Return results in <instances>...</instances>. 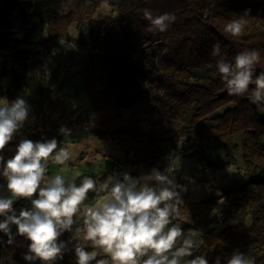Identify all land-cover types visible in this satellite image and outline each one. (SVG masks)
<instances>
[{"label": "trees", "instance_id": "16d2710c", "mask_svg": "<svg viewBox=\"0 0 264 264\" xmlns=\"http://www.w3.org/2000/svg\"><path fill=\"white\" fill-rule=\"evenodd\" d=\"M86 4L87 0H0V31L10 28L12 11L20 9L22 13L17 31L9 38H0V51H8L13 63L11 67L0 68V82L4 78L8 80L5 89L0 85V98L8 102L23 98L29 106L24 126L0 155L5 160L11 158L21 139L50 140L61 127L85 128L99 139L109 137L116 141L126 154L130 176L137 177L140 169L146 172L154 168L162 170L158 164L162 147L165 143L171 144L177 134L171 126L188 117L187 124L177 132L192 133V146L196 149L191 155L203 151L211 138L207 136L209 133L225 150L229 159L226 165L233 164V152L241 150L247 172L239 187L227 191L220 208L222 220L217 219L218 213L211 215L219 206L216 193L221 190L214 178L199 181L210 191L207 198L192 202L184 197L180 216L174 223L189 216L192 225L181 226L185 235L189 230H196L202 233L203 240L188 259L203 254L208 264H214L216 257L221 258L220 264H226L227 258L238 250L255 258L256 264H264V117L259 113L264 105L251 103L254 85H250L249 92L243 96H229L216 69L220 57L211 54L216 41L221 42L222 53H226L229 62L238 52L255 49L260 52L256 74L264 71V0H115L120 14L118 19L111 15L86 16ZM146 8L153 16L169 12L177 17L190 11L194 16L178 25L172 23L166 32L149 33L145 30L149 22L143 15ZM246 10L243 35L234 38L225 33V24ZM84 22L90 28L95 61L100 66L98 76L93 77L90 57L84 70V88L96 120L95 127L90 117L81 115L65 124L56 122V116L72 113L75 107L63 94L62 81L53 88L45 87L38 76L30 73L29 64L31 51L28 47L43 45L48 51L57 48V42L67 41L72 23L82 25ZM138 41H149V52L137 49L134 43ZM208 68H212L214 76L208 84L193 82L196 72ZM146 96L155 100L152 115L160 109L167 115L148 118V129L134 112L127 119L121 113L123 109L132 110ZM231 103L234 104L232 108L227 107L221 115L208 118ZM210 166L214 171L221 168ZM83 176L75 179L77 184ZM176 183L185 186L195 182L187 179ZM6 184L0 176V187ZM96 195L89 193L85 204L92 203ZM30 208L28 200L13 202L17 214L21 209ZM219 222L223 224L221 229L215 226ZM16 231L12 225L15 239L11 245L7 243L8 237L0 232V264H41L39 260L23 259L30 242ZM70 240V232H64L59 238L66 243ZM85 250L92 249L86 247ZM55 264H76L74 249L64 251L63 258Z\"/></svg>", "mask_w": 264, "mask_h": 264}, {"label": "clouds", "instance_id": "9594fccd", "mask_svg": "<svg viewBox=\"0 0 264 264\" xmlns=\"http://www.w3.org/2000/svg\"><path fill=\"white\" fill-rule=\"evenodd\" d=\"M143 15L149 22V33L166 32L175 22L173 13L153 16L150 9ZM248 15L246 10L236 19L229 20L224 32L232 37L244 33ZM144 42V47L148 44ZM213 56H219L216 69L225 84L229 96H243L251 89V103L264 105V71L256 74L260 61L258 50L244 49L232 62L222 53L220 41L212 46ZM29 117V106L23 98L12 102L0 99V153L13 141ZM62 135L70 131L61 127ZM73 153L69 146H61L55 138L33 142L21 139L14 155L5 160L0 155V176L6 181L8 196L0 195V232L14 242L11 226L16 234L29 241L28 262L39 260L41 264H55L62 259L67 243L59 241L64 232L72 233L76 264H208L205 255L192 259L195 249L202 243V233L181 228L174 223L180 216L183 201L180 193L186 191L171 173L152 169L148 174L132 177L128 173L109 175L98 186L97 179L83 176L79 184L66 179L68 161ZM63 166L54 175H48L49 164ZM80 175L79 173L77 174ZM89 193H96L90 204H85ZM36 198H33V197ZM28 200L30 209H13L16 200ZM182 222L191 221L185 218ZM74 225H78L73 228ZM91 247V251H86ZM98 257H101L98 259ZM216 257L214 264H220ZM226 264H256L255 258L238 250L227 258Z\"/></svg>", "mask_w": 264, "mask_h": 264}, {"label": "rangeland", "instance_id": "374dc122", "mask_svg": "<svg viewBox=\"0 0 264 264\" xmlns=\"http://www.w3.org/2000/svg\"><path fill=\"white\" fill-rule=\"evenodd\" d=\"M107 6H104L102 2L104 0H87L86 4V10L85 15L86 16H93V18L102 17L106 15H111L113 18L118 19L120 18V14L117 10V7L114 5L115 0H106ZM22 13L20 9L17 11L14 10L11 13L10 19H12L10 28L6 31H0V38H9L11 37L16 31L15 23L19 22L21 19ZM194 12L190 11L183 15H178L175 20V25H178L179 23L183 22L185 19L189 17H193ZM74 26V33L71 34L70 28ZM19 29V28H18ZM145 41H138L134 43V46L141 50L146 49L148 52L151 49L150 42L144 47ZM28 49L31 51V57H30V73L32 75H36L40 78L41 83L48 88H53L56 83L63 82V93L64 90L68 94L70 98H72L73 103L75 104L74 111L72 113H68L62 116H56V122L58 123H68L73 117L75 118L77 115H81V117H93L92 114H90V104L88 102V98L85 92V81H86V75H85V67L88 63V61L91 58V64H92V71L91 75L93 77H97L100 66L95 61V47L93 44V39L91 38V31L90 28L87 25V22H84L82 25L74 24L72 23L68 28V38L65 42H57V48L46 50L43 45H37L35 47H28ZM12 61L9 57L8 51H0V68L2 66L11 67ZM57 73V75H56ZM213 70L212 68H208L203 71L196 72V74L193 77V82H198L200 84H208L209 81L213 78ZM7 78H4L1 80L0 85L3 89H5L7 85ZM0 99H5L4 97ZM252 97L250 98L251 101ZM155 104L154 97H148L142 99V101L138 104L136 109V115L143 120L142 125L146 127V129L149 127V124L146 122L148 118L158 119L159 117H167L166 111L160 109L155 114H151V110ZM234 106L233 103L227 105L226 107L219 109L217 115H221L223 111L229 107L232 108ZM260 115L264 117V109L259 111ZM188 118V117H187ZM91 119V118H90ZM93 119V118H92ZM188 121L185 119H181L178 122L173 123L171 126V129L176 132L177 134L174 135L175 138L180 134L183 135L182 138H180V141H183L184 145V153H190L191 147L188 144V140L192 138V133L188 132V134H191V137L187 140L186 137H188V134L185 135L184 133L177 132L180 130L181 127L185 126ZM93 126L95 124H92ZM67 130H77L74 128H65ZM88 130V129H87ZM91 134V140L88 141L86 138H82V141L84 143L90 144L87 147L94 148L96 141H106V140H112L109 137H105L104 139H99L96 136L93 135V133L88 130ZM57 132V131H56ZM71 132V131H70ZM73 133V132H71ZM207 134V133H206ZM209 134V133H208ZM181 135V136H182ZM55 137V136H54ZM95 139V140H94ZM179 140V139H178ZM100 143H103L101 142ZM186 141V142H185ZM172 142V143H173ZM174 142V143H175ZM171 143V144H172ZM237 143H239V140H237ZM93 144V145H92ZM116 144H118L116 142ZM72 146H76V144H71ZM119 145V144H118ZM182 144H180L181 146ZM120 146V145H119ZM186 146H189L188 148ZM121 147V146H120ZM87 149H85L86 151ZM111 151L114 152V149H111ZM177 151L178 148L174 146V165H180L183 163H188L190 160H183L184 158L177 159ZM111 153L107 155L108 157H111ZM126 156V154H125ZM233 158L234 163L231 165H226L229 161L227 158L226 152L223 148H221L217 141L210 138L208 142L205 143V150H204V160L205 161H211L216 163L218 167H221L220 169H231L230 172H234V174H239L240 171L243 169L245 170L244 163L242 160V152L241 150L233 152ZM105 160V158H104ZM193 163V161H192ZM50 165V171L52 173L56 172V169L53 164ZM246 172V171H245ZM203 172H200V174ZM54 175V174H53ZM99 185V183H98ZM222 197V196H219ZM221 210L219 209L217 214V219L222 220L223 216L221 215ZM212 215V214H211ZM247 224H250L249 221H247ZM223 224L220 225V222L215 225L216 228H220ZM188 235V234H187ZM92 264V263H91Z\"/></svg>", "mask_w": 264, "mask_h": 264}, {"label": "crops", "instance_id": "0c3cea01", "mask_svg": "<svg viewBox=\"0 0 264 264\" xmlns=\"http://www.w3.org/2000/svg\"><path fill=\"white\" fill-rule=\"evenodd\" d=\"M77 24V23H74ZM74 105L72 98L68 96L66 91L64 90L63 93ZM137 105L132 110H127L123 109L121 111L124 119H127L132 112L136 113ZM224 112V111H223ZM92 114V111L90 112ZM218 112L210 115L208 118L217 116ZM93 116V115H92ZM91 123L95 124L94 127L96 126V120L94 117H90ZM93 118V119H92ZM57 119V118H56ZM74 117L71 119L73 120ZM183 119L189 120L187 117H184ZM187 124V123H186ZM145 129L146 127L143 126ZM182 128V127H181ZM148 129V128H147ZM70 135H62L60 133V130L54 133L55 139L57 140L58 144L61 146H69L73 156L72 159L68 161V166H67V172L65 173L66 179H77L80 176L87 175V176H92L93 178L97 179L98 183L101 179H105L109 175H118L121 173H128L129 175L131 174V170L127 167L126 165V156L125 152L122 147H120L118 144H116V141L113 140H106V141H101L103 143H100V141H96V144L94 148L87 147L90 144L84 143L82 141V138H86L88 141L91 140L90 137V132L85 129V128H78L77 130H70ZM185 132V131H184ZM181 131L180 133H184ZM189 131H186L184 134L187 135ZM179 133V134H180ZM180 134L178 135L175 140L176 142L171 144L172 150H173V157H174V146L178 148L177 151V159H180L181 157L184 158L183 160H190L188 163H183L180 165H174V158L172 159V162L167 164L163 163L161 160L158 162V164L162 167L161 172H164L167 168L170 166V171L171 169H175L171 175L175 177V181L177 180H187L191 179L194 181V184H187L185 185L186 191L180 193L181 199L183 201L184 197H188L192 202H199L208 196H210V191L207 187L203 186L200 184V180L203 178H214L217 183L221 185V190H218L216 193V196L219 198V206L216 211L212 213V215H215L218 213L219 209L222 206V201L223 199L227 196V191H230L234 188L239 187L243 181L244 178L247 176V172L245 170H241L239 174H234V172H230L229 170L231 169H219L217 171H214L210 164L217 165L214 162L211 161H205L204 160V149L201 153H196L195 155H191L195 151V147L192 146V138L191 134H188V137L186 139L188 140V144L191 147L190 153H184V145L183 141H180V138L183 137V135ZM207 136L211 137L212 139L215 140L214 136L211 134H207ZM184 138V137H183ZM179 139V140H178ZM95 140V139H94ZM216 141V140H215ZM186 142V141H185ZM71 144H76V146H72ZM180 144H182L180 146ZM93 145V144H92ZM189 146H186L187 148ZM85 149H87L85 151ZM111 149H114V152L111 151ZM111 157L115 158L113 162H106L104 158L108 157L109 153H111ZM193 161V163H192ZM202 165L207 166L210 171L208 173L204 172L203 169H200ZM49 167V172L48 175H53L56 174L59 169L63 166H58L54 165L56 172L52 173L50 171V165ZM200 172H203L200 174ZM80 174L79 176L77 174ZM149 172L144 171L143 169H140L138 176L140 177L142 175H146ZM246 175V176H245ZM99 186V185H98ZM0 195L2 196H8L9 194L6 191V187H0ZM222 196V197H219ZM231 197V195H229ZM185 218H188L191 222H182ZM180 226L183 225H192V220L189 216H185L180 218ZM223 225L220 228L221 229ZM189 234V233H188ZM71 243H67L66 250L74 249L75 244L77 243L74 240H70Z\"/></svg>", "mask_w": 264, "mask_h": 264}, {"label": "built area", "instance_id": "2783aa9c", "mask_svg": "<svg viewBox=\"0 0 264 264\" xmlns=\"http://www.w3.org/2000/svg\"><path fill=\"white\" fill-rule=\"evenodd\" d=\"M114 159L115 158H112V157H106L105 161L106 162H113ZM172 159H173V150H172L171 144L170 143H165L164 146L162 147V150H161L160 160L163 163L169 164V163L172 162ZM200 169H203V171L206 172V173H208L210 171V169L207 166H205V165H202L200 167ZM220 213H221L220 217L223 216L222 210H221Z\"/></svg>", "mask_w": 264, "mask_h": 264}, {"label": "bare ground", "instance_id": "6f19581e", "mask_svg": "<svg viewBox=\"0 0 264 264\" xmlns=\"http://www.w3.org/2000/svg\"><path fill=\"white\" fill-rule=\"evenodd\" d=\"M102 3H103L104 6L108 7V6H107V1H106V0H104V2H102ZM74 29H75L74 26H72V27L70 28L71 34L74 33Z\"/></svg>", "mask_w": 264, "mask_h": 264}, {"label": "water", "instance_id": "95a60500", "mask_svg": "<svg viewBox=\"0 0 264 264\" xmlns=\"http://www.w3.org/2000/svg\"><path fill=\"white\" fill-rule=\"evenodd\" d=\"M15 26H16V29H17V27H18V23L17 22L15 23Z\"/></svg>", "mask_w": 264, "mask_h": 264}]
</instances>
